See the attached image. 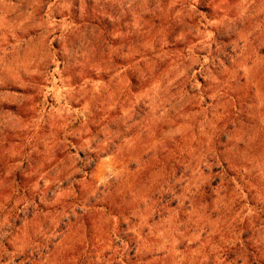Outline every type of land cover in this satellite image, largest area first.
<instances>
[{
  "label": "rangeland",
  "instance_id": "374dc122",
  "mask_svg": "<svg viewBox=\"0 0 264 264\" xmlns=\"http://www.w3.org/2000/svg\"><path fill=\"white\" fill-rule=\"evenodd\" d=\"M0 264H264V0H0Z\"/></svg>",
  "mask_w": 264,
  "mask_h": 264
}]
</instances>
